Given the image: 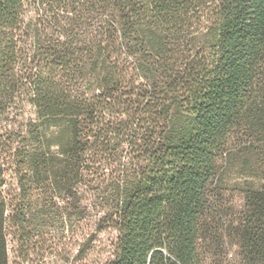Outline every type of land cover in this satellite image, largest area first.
Segmentation results:
<instances>
[{"label":"trees","instance_id":"obj_1","mask_svg":"<svg viewBox=\"0 0 264 264\" xmlns=\"http://www.w3.org/2000/svg\"><path fill=\"white\" fill-rule=\"evenodd\" d=\"M25 105L0 132V264L9 208L25 264L48 200L83 195L116 232L97 264H264V0H0V124Z\"/></svg>","mask_w":264,"mask_h":264},{"label":"rangeland","instance_id":"obj_2","mask_svg":"<svg viewBox=\"0 0 264 264\" xmlns=\"http://www.w3.org/2000/svg\"><path fill=\"white\" fill-rule=\"evenodd\" d=\"M12 115H16L14 121L8 123V125L5 123L0 124V132L6 126L14 129V131L20 130L27 120L33 118V109L29 105H25L18 111H14ZM7 136L1 139L5 144L8 141L12 142L14 140V136L11 137V140ZM0 154L6 163L9 162L5 171L4 191L5 195L10 199L14 192H17V182L13 170L10 168L9 152H0ZM241 184L242 179L237 177L234 172L226 176L222 195L224 203L227 206H240L242 204L243 195L240 191ZM34 188H36L35 185ZM38 192L39 189H33L32 191L34 194ZM49 196L45 197L47 198ZM52 202L50 203L48 200V204L46 205V218H39L33 222L34 233L30 243V251L27 253L30 260L25 264H81L84 262V259L82 261L83 254L80 251L86 250L85 241L90 235H93L94 239L90 244L86 256L88 255L89 261L92 264H97L105 260L112 252L116 232L109 229L104 231L95 230L94 220L98 215L95 209H90V204H92L91 199L83 195L80 204L75 203V207L72 204L71 207L74 208V215H71V217L64 212L67 202L65 199L54 198ZM71 207L67 206L68 211H70ZM84 207H87L89 210V213H86V215L79 213L84 210ZM10 215L11 208L6 211L8 218L5 231L7 234L9 263L15 264L21 263V261L17 257V245L14 239L15 231L10 225ZM235 249V247L231 246L228 248L229 255L227 260L230 263L235 258ZM75 256L76 258H74Z\"/></svg>","mask_w":264,"mask_h":264}]
</instances>
